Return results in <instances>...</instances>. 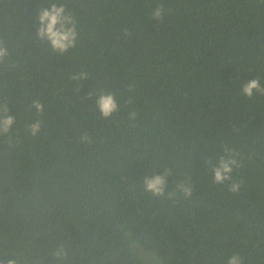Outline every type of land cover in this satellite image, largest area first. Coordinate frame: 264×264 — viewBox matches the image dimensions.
Masks as SVG:
<instances>
[{
  "label": "trees",
  "instance_id": "16d2710c",
  "mask_svg": "<svg viewBox=\"0 0 264 264\" xmlns=\"http://www.w3.org/2000/svg\"><path fill=\"white\" fill-rule=\"evenodd\" d=\"M53 4L76 22L63 54L37 36ZM0 43V264H264V96L240 95L264 86V0H0ZM225 148L239 167L215 184ZM165 170L154 197L143 178Z\"/></svg>",
  "mask_w": 264,
  "mask_h": 264
},
{
  "label": "clouds",
  "instance_id": "9594fccd",
  "mask_svg": "<svg viewBox=\"0 0 264 264\" xmlns=\"http://www.w3.org/2000/svg\"><path fill=\"white\" fill-rule=\"evenodd\" d=\"M150 7V18L155 21H162L166 12L169 11L163 4H157L154 10ZM39 28L37 29V36L41 40H46L53 51L63 54L69 49L75 47L77 41L76 22L71 14H66L65 7L63 5L57 6L51 5L49 8L40 9L37 13ZM125 35H128L125 32ZM9 55L6 47L0 43V62H3L4 58ZM86 78L84 73L79 76H74L73 79ZM254 93L264 96V86L261 84L260 78H251L241 85L240 95L247 99H252ZM96 107L100 115L107 119L113 115V113L119 110L118 104L114 94L101 93L95 101ZM35 109L37 114H42L44 106L39 101H34L31 105ZM0 113H4L0 118V136L8 135L12 129L15 119L9 115V109L7 104H0ZM135 113L130 114V118H134ZM42 121H37L28 126L29 134L36 136L41 129ZM85 139H87L85 137ZM226 155L221 156L218 163L211 167V171L214 173V183L223 185L232 178V172L234 168H238L239 164L235 159L234 153L225 148ZM208 164H212L211 160L206 161ZM170 173L165 170L163 174H157L152 176H146L143 178L144 190L151 193L154 197H165L166 195V178ZM240 184L232 182L230 185V191L235 193L239 190ZM179 192L185 198L192 195V187L190 183L185 180L177 184L173 192L167 193V198H173L176 193ZM52 255L56 259L66 258V251L63 245H58ZM9 264H16V262L10 261ZM227 264H242V259L238 255H233L228 259Z\"/></svg>",
  "mask_w": 264,
  "mask_h": 264
},
{
  "label": "rangeland",
  "instance_id": "374dc122",
  "mask_svg": "<svg viewBox=\"0 0 264 264\" xmlns=\"http://www.w3.org/2000/svg\"><path fill=\"white\" fill-rule=\"evenodd\" d=\"M147 262V261H146Z\"/></svg>",
  "mask_w": 264,
  "mask_h": 264
}]
</instances>
